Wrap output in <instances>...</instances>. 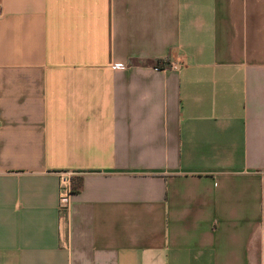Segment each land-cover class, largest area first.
I'll use <instances>...</instances> for the list:
<instances>
[{"label":"crops","instance_id":"obj_1","mask_svg":"<svg viewBox=\"0 0 264 264\" xmlns=\"http://www.w3.org/2000/svg\"><path fill=\"white\" fill-rule=\"evenodd\" d=\"M0 6V264H264V0Z\"/></svg>","mask_w":264,"mask_h":264},{"label":"built area","instance_id":"obj_2","mask_svg":"<svg viewBox=\"0 0 264 264\" xmlns=\"http://www.w3.org/2000/svg\"><path fill=\"white\" fill-rule=\"evenodd\" d=\"M2 14V8L0 6V15ZM73 172L65 171L60 175V185L58 192V208L60 220L66 219L69 211L70 196L72 194V179Z\"/></svg>","mask_w":264,"mask_h":264},{"label":"trees","instance_id":"obj_3","mask_svg":"<svg viewBox=\"0 0 264 264\" xmlns=\"http://www.w3.org/2000/svg\"><path fill=\"white\" fill-rule=\"evenodd\" d=\"M80 183H81L80 178H78L77 180H75L74 178L71 179L72 192H77L79 190Z\"/></svg>","mask_w":264,"mask_h":264}]
</instances>
